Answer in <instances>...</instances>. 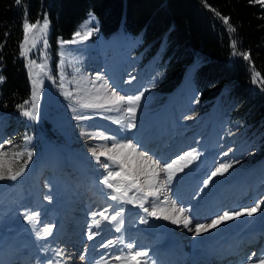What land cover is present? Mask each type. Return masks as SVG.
<instances>
[{"label":"rangeland","instance_id":"374dc122","mask_svg":"<svg viewBox=\"0 0 264 264\" xmlns=\"http://www.w3.org/2000/svg\"><path fill=\"white\" fill-rule=\"evenodd\" d=\"M45 18L48 27L43 39L33 47L32 36H39V33L30 30L28 44L20 47L21 52H26L22 57L28 66L32 87L31 101L23 109L32 110L35 103L37 118L33 120L22 115V110L0 111V144L3 145L0 151L6 154L5 168L15 153H25L19 160L12 159L11 163L13 171L23 167V174L15 181H0V245L7 243L4 237L8 236L14 247L5 250L7 259L12 264H47L50 259L59 260L60 264H85L91 254L90 264L102 260L107 264H120L114 257L125 255L126 245L132 243L137 250L147 252L144 259L148 264H157L156 258H152L155 252L149 253L159 246L157 242L153 243V237H158L163 245L171 242L172 250L178 251L181 246L182 251L187 252L183 264H189L192 255L202 250L206 241L208 244L211 241L219 245L235 244L244 234H259L264 228V117L255 124L244 121L236 114L225 93L216 97L214 103L206 105L199 98L193 82L198 58L187 67L175 90H162L167 62L164 37L155 52L150 53L151 47L143 44L140 33L126 34L119 27L116 32L105 36L98 17L88 12L76 24L69 38L58 36L51 41L47 14H40L38 21L43 25ZM25 20L33 24L24 17L22 26ZM77 32L80 37L75 36ZM73 40L76 42L62 43ZM23 41L24 28L21 44ZM97 75L102 78L96 81L97 87L103 83L109 91L114 89L122 95L143 93L136 108L134 128L115 123L116 119H123L122 112L81 110L73 99L65 97V90L72 91L74 97L85 96L87 92L95 94L90 82ZM61 77L64 88L60 87ZM74 107H77L76 112ZM78 114L93 118L78 121L75 119ZM82 129L115 137L118 141L130 139L139 150L161 163H171L189 152L197 154L183 171L175 173L168 190L160 197L163 200L167 195L170 201H177L178 207L186 209L185 215L195 219L189 228H194L196 223L208 224L225 211H241L257 204L260 208L251 216L245 213L195 235L183 224L149 216L137 205L117 204L109 198L110 190L99 183L105 171L88 151L89 147L102 143L110 147V142L87 139L81 135ZM27 152L32 153V158L25 166ZM104 159L101 157V161ZM221 164H231L232 167L223 175L211 176ZM111 167L119 170L117 165ZM196 173L203 175L200 181L197 180L198 185L191 191L185 190L183 185ZM148 199L153 201L152 197ZM166 206L171 207L170 204ZM145 207L150 204L146 203ZM210 207L214 211L207 215ZM106 208L105 214L109 216L123 208L120 232L115 228L121 217L116 222H108L98 215L93 216ZM199 209L205 210L204 213ZM31 211L39 212L38 223L31 224L24 219V214ZM198 214L203 218H195ZM94 218L101 220L100 228L93 226ZM45 227H51L52 232L41 238L39 232ZM90 232L98 235L89 240ZM79 234L81 240L77 238ZM231 236L233 240L229 241ZM175 237L181 238L180 244H175ZM16 240L19 243L15 245ZM109 240L117 243L108 248L100 247ZM243 240L247 241V237L244 236ZM236 243L238 249L245 246L239 241ZM260 250L264 253V245ZM28 251L29 255H25ZM256 253L259 250L253 244L245 251V256L253 258L249 264H257ZM14 254L15 262L12 259ZM82 255L84 260L80 259Z\"/></svg>","mask_w":264,"mask_h":264},{"label":"trees","instance_id":"16d2710c","mask_svg":"<svg viewBox=\"0 0 264 264\" xmlns=\"http://www.w3.org/2000/svg\"><path fill=\"white\" fill-rule=\"evenodd\" d=\"M42 10L51 41L69 38L88 12L98 17L105 36L119 27L126 34L140 33L150 53L164 37L162 90L173 91L198 58L193 82L206 105L224 91L244 121L255 124L264 117V5L250 0H22L19 5L0 0L3 113L18 112L31 101V77L20 50L22 23L24 17L36 23Z\"/></svg>","mask_w":264,"mask_h":264},{"label":"snow or ice","instance_id":"6c2138e0","mask_svg":"<svg viewBox=\"0 0 264 264\" xmlns=\"http://www.w3.org/2000/svg\"><path fill=\"white\" fill-rule=\"evenodd\" d=\"M250 2H258L264 5V0H250ZM16 4H21L22 0H15ZM227 23V19H225ZM48 27V20L45 18L43 20V25H40L39 21L34 24H30L25 20L24 28V41L21 44V48H24L25 44L29 42V32L30 30L38 31L39 36L33 34L32 36V46L40 40L43 39L46 29ZM234 31V29H231ZM80 33L75 34L76 37H80ZM85 39L87 36L84 37ZM76 41H62V43H75ZM44 44L47 46V41L44 39ZM21 55H26V52H21ZM245 59H249L248 54H243ZM32 63H35L34 61ZM41 69L44 68V65H39ZM102 78L97 75L95 80L91 81L92 88L95 90V94L92 92H87L85 96H73L72 91L65 90L64 95L66 98L73 99L75 105L78 106L81 110L88 111H97L102 110L105 112H122L123 119H116V124H125L127 128H134L136 125L134 123L136 116V108L139 104L141 96L139 95H122L116 90L112 89L109 91V88L106 84L101 83L98 87L96 81L101 80ZM3 81V77L0 76V82ZM35 86L36 81H32ZM61 88H64L63 77H61ZM33 97H35V91H33ZM27 103V102H26ZM22 110V115L29 117L30 119H36L35 114V103L32 105V110L23 109V106H20ZM73 111H77V107L73 108ZM93 117L91 115L78 114L75 116V119L80 120H91ZM81 135L87 137V139H101L104 141L110 142V147L108 144L102 143L95 147H89L88 151L91 153L92 158L101 165L104 169L105 174L103 178L99 180V183L102 184L106 189L110 190L108 196L112 201L117 202V204H134L142 208L149 216H155L157 218H163L164 220H170L173 224H183L185 228H189V225L193 224V220L190 219L186 213V209L183 207H178L176 201L169 200L167 195H164L163 200L160 199L161 193H164L168 190V185L172 183L173 177L177 171H183L184 167H187L188 163H191L193 159H196V155L193 152L186 153L183 156H179L176 160L171 163L164 162L154 159L147 152L139 150V146L136 143H133L132 140L127 141H118L115 137H109L101 134L89 133L85 130H81ZM4 143H11V141H5ZM3 145L0 144V149ZM97 148L100 151H97ZM5 153L0 151V181L11 180L15 181L19 176L24 172V168L21 167L19 170L13 171L11 163L12 159L19 160L25 155L23 152H17L14 154V157L11 158L5 168ZM27 160L24 161L25 166L27 162L31 160L32 153L27 152ZM101 157H104V161H101ZM111 162V164L109 163ZM185 162L181 164V162ZM111 165H117L118 171L113 169ZM179 165V167H178ZM230 167L231 164H221L211 176H216L218 174L223 175ZM161 173L164 174V177L161 178ZM211 179V177H209ZM207 183V181H205ZM132 193V195H129ZM149 197L153 198V201H149ZM45 199H50V197H45ZM149 203L150 207H145V204ZM170 204V209L166 206ZM111 207V206H110ZM260 208V205L257 204L255 207H249L242 209L241 211H225L222 215H218L215 219H212L208 224H194V228H189L190 231H193L195 235H200L203 232H207L212 228L217 227L219 224L224 223L234 219L235 217L247 214L248 216L253 215ZM108 209L99 213H93V216H100L103 221L116 222L118 218L122 216L123 208L115 211L114 215H106L105 213ZM24 219L31 224L39 222V212L31 211L24 214ZM147 222V221H142ZM123 224V220H119V224L116 226L115 231L120 232V225ZM93 226L95 228L101 227L100 219H93ZM51 227L43 228L42 232H39L41 238L47 237L51 234ZM98 233L90 232L88 235L89 240H93ZM122 243V241H120ZM117 241L109 240L106 244H101L100 247L108 248L109 246L114 245ZM127 252L125 255H117L114 257V260L120 261L121 264H148L144 259L148 254L146 251L137 250L135 245L128 243L126 245ZM60 254L59 252L57 253ZM255 255V254H253ZM81 260L85 259V256L80 257ZM257 264H264V254L256 256ZM47 264H60L59 260L50 259L47 261ZM97 264H107V261H98Z\"/></svg>","mask_w":264,"mask_h":264},{"label":"bare ground","instance_id":"6f19581e","mask_svg":"<svg viewBox=\"0 0 264 264\" xmlns=\"http://www.w3.org/2000/svg\"><path fill=\"white\" fill-rule=\"evenodd\" d=\"M138 141V140H137ZM208 167V166H207ZM200 169V168H199ZM207 169V168H206ZM201 173V172H200ZM200 173H196V174H194V175H192V176H190L187 180V182L183 185V188L185 189V190H187L188 189V191H191L194 187H195V185L198 183L197 182V180L201 177V174ZM200 174V175H199ZM203 174V173H202ZM192 193V192H191ZM186 196V195H185ZM188 197V196H187ZM64 198H65V196H64ZM185 199V198H184ZM186 201V200H185ZM214 201V200H213ZM212 201V202H213ZM209 202V201H208ZM176 203H177V201H176ZM200 210V209H199ZM200 211H202L203 213H204V211L203 210H200ZM191 213V211H188V213ZM199 215V214H198ZM200 216H202V215H199V216H196L195 218H200ZM190 219H192L193 220V223L195 222V219H193V217L192 216H190L189 217ZM120 219H122V217L120 218ZM166 221V220H165ZM161 226H163V225H161ZM78 227H76V229H77ZM188 229V228H187ZM184 231V230H183ZM184 232H186V231H184ZM262 232H264V228L260 231V233L259 234H257V235H253V233H247V234H244V235H242V237L241 238H238V241L240 242H242V245H245V248L244 249H239V251H237V250H235L234 249V247H232L231 246V243L230 242H227V243H225V244H223V245H219L218 243H216V242H214V241H211V243L210 244H208V241H206V245H204V247H203V249L202 250H200L198 253H195L193 256H192V259H191V261L190 262H192V264H234V261H236V263L235 264H249L250 262H252V260H253V258H250V257H248V256H245V254L243 255V251H245L249 246H251L252 244L250 243L251 241H252V238H253V236H254V241H255V243H254V245H255V247L259 250V253H257V256L258 255H260V254H264V253H262V251L260 250L262 247H263V245H264V233H262ZM80 233V232H79ZM16 236V235H15ZM168 236H170V235H168ZM175 236H176V234H175ZM244 236H246L247 237V241H244L243 240V237ZM5 238V240H4V242L5 241H7V243L5 244V243H3V246H1L0 247V255H1V257L2 258H0V264H9V260L7 259L8 258V253H5V250L7 249V250H13L14 249V247L12 248V245H13V242H12V240L10 239V237H8V236H6V237H4ZM77 238H79V240H81V236H80V234H79V236H77ZM126 238L127 237H125V240H126ZM148 239V238H147ZM168 239H169V237H168ZM181 238H177V237H175V244H180V242H179V240H180ZM155 240V241H154ZM231 240H233V237L231 236V238H230V240L229 241H231ZM158 243V245L159 246H157L156 247V250H150V253H149V255L153 252H155L154 253V255H153V257L156 255V254H158L159 252L160 253H164L165 252V250H162L161 251V249H163V246H164V248L166 249V250H171V247H172V244L170 245V243L171 242H169V241H167V242H165L164 243V245L162 244V243H160L159 242V239H158V237L156 238H154L153 237V243ZM173 242V241H172ZM19 242L16 240V243H15V245L16 244H18ZM2 244V243H1ZM26 245V244H25ZM247 245V246H246ZM180 246V245H179ZM24 247V249H26L25 248V246H23ZM180 249L178 250V254H174V255H171L172 257H166L165 258V262H164V264H181L182 262H183V260L186 258V256H187V252H185V251H181L182 250V247L180 246L179 247ZM226 248H228V249H226ZM149 250H148V252H149ZM189 250V249H188ZM29 251L27 252V254L29 255ZM242 253V255H241V258L240 259H237V260H231V261H227L228 259H230L231 257H236L237 255H240ZM6 254V256H4ZM26 255V254H25ZM220 255V256H219ZM15 256V254L13 255V257ZM23 256V255H22ZM217 256H219V258L217 257ZM12 257V259H13V261L15 262V257L13 258ZM152 257V258H153ZM24 258H25V256H24ZM91 257H88L86 260H85V264H90V259ZM233 262V263H232ZM184 263V262H183ZM121 264V263H120Z\"/></svg>","mask_w":264,"mask_h":264},{"label":"water","instance_id":"95a60500","mask_svg":"<svg viewBox=\"0 0 264 264\" xmlns=\"http://www.w3.org/2000/svg\"><path fill=\"white\" fill-rule=\"evenodd\" d=\"M43 14H44V11L42 10L41 15L43 16Z\"/></svg>","mask_w":264,"mask_h":264}]
</instances>
